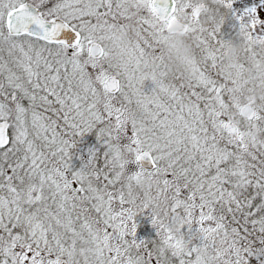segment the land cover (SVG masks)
Masks as SVG:
<instances>
[{"label": "snow or ice", "instance_id": "snow-or-ice-1", "mask_svg": "<svg viewBox=\"0 0 264 264\" xmlns=\"http://www.w3.org/2000/svg\"><path fill=\"white\" fill-rule=\"evenodd\" d=\"M0 264H264V0H0Z\"/></svg>", "mask_w": 264, "mask_h": 264}]
</instances>
